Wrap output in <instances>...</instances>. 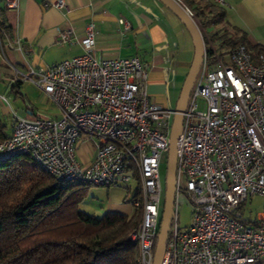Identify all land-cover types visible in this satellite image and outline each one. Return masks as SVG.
<instances>
[{
	"label": "built area",
	"instance_id": "2783aa9c",
	"mask_svg": "<svg viewBox=\"0 0 264 264\" xmlns=\"http://www.w3.org/2000/svg\"><path fill=\"white\" fill-rule=\"evenodd\" d=\"M3 1L6 8L18 7L19 0ZM53 5L64 14L70 10L64 0ZM121 23L129 30L125 19ZM96 38L93 24L80 37L72 28L60 30L57 44L76 39L85 52L44 69L31 67L19 78L35 82L57 114L16 117L0 141V161L30 156L59 181L123 188L122 202L140 210L130 233L139 264H153L162 215L161 158L168 155L175 111L150 99L146 64L137 56L100 58ZM16 45L26 50L20 40ZM84 140L96 148L87 165L78 159ZM177 157L176 202L161 264H264V50L255 53L240 43L212 57L205 51ZM182 194L192 205L185 227ZM257 196L261 210L251 218L244 208Z\"/></svg>",
	"mask_w": 264,
	"mask_h": 264
},
{
	"label": "crops",
	"instance_id": "0c3cea01",
	"mask_svg": "<svg viewBox=\"0 0 264 264\" xmlns=\"http://www.w3.org/2000/svg\"><path fill=\"white\" fill-rule=\"evenodd\" d=\"M56 1L19 0L18 7L10 9L0 0V19L11 29V35L0 41V116H56L57 110L42 89L19 78L31 67L44 69L83 54L84 48L76 39L57 44L58 32L72 28L80 37L89 24L97 31V55L102 59L137 56L148 66L150 99L175 110L194 46L186 41L185 27L170 9L159 0H64L70 9L64 14L53 5ZM225 1L223 26L229 31L228 38L245 36L253 51L264 50V0ZM121 19L128 22L129 30L124 29ZM17 40L26 46L25 51L17 47ZM224 41H214L217 53L225 48H221ZM9 129L8 135L12 124ZM95 154L92 142H80L78 159L82 164L91 163ZM111 193L113 199L106 212L130 215V207L122 202L125 190L115 187Z\"/></svg>",
	"mask_w": 264,
	"mask_h": 264
},
{
	"label": "trees",
	"instance_id": "16d2710c",
	"mask_svg": "<svg viewBox=\"0 0 264 264\" xmlns=\"http://www.w3.org/2000/svg\"><path fill=\"white\" fill-rule=\"evenodd\" d=\"M181 1L195 11L211 57L217 52L214 41L224 39L221 48L247 44L245 36L229 39L227 27L208 35L207 29L220 26L226 17L222 6L210 2L207 12L205 0ZM10 35L0 19V41ZM8 127L0 116V141L9 136ZM86 187L55 179L30 156L0 161V264H139V247L130 233L140 222V210L130 215L86 213L76 200Z\"/></svg>",
	"mask_w": 264,
	"mask_h": 264
},
{
	"label": "water",
	"instance_id": "95a60500",
	"mask_svg": "<svg viewBox=\"0 0 264 264\" xmlns=\"http://www.w3.org/2000/svg\"><path fill=\"white\" fill-rule=\"evenodd\" d=\"M168 9H170L185 26L189 34L191 35L194 56L189 69V72L183 83L181 93L175 107V116L171 129L170 144L168 151V163H167V174H166V189H165V200L164 208L161 215L160 230L155 248L154 262L153 264H161L166 246L169 239V230L174 214V206L176 202V191H177V152L179 136L181 135L184 114L187 110L192 89L196 82L198 73L201 69L204 53L206 51V45L203 35L200 31L194 18L190 17L185 11L183 5L176 0H159Z\"/></svg>",
	"mask_w": 264,
	"mask_h": 264
},
{
	"label": "rangeland",
	"instance_id": "374dc122",
	"mask_svg": "<svg viewBox=\"0 0 264 264\" xmlns=\"http://www.w3.org/2000/svg\"><path fill=\"white\" fill-rule=\"evenodd\" d=\"M210 2L213 3L214 1L205 0L202 3L203 7L207 8V12L210 11V9H212ZM192 11L195 13L193 9ZM223 27H224L223 23H221L220 26L218 27H211L210 29L208 28L207 32H214L219 29L223 31ZM184 29H185L186 41H188V43H191V45L193 46L191 35L189 34L186 28ZM204 106H205V102L203 100H199L198 102L199 110H203ZM14 121L15 119H12V117L4 119V122L7 123L9 126L8 128L11 127V124L13 126ZM167 163H168V155L164 154L161 158V165H160V171L162 174L163 186H164L161 214L163 212L164 200H165ZM132 187L136 189L137 187L136 182L132 183ZM112 199H113V196L111 193V188L109 187H90L88 186L86 188H83L80 194L76 196L79 209H81L82 211L86 213L93 214L95 216H102L106 212L107 203H109ZM262 201L263 199L257 196L254 198V201H251L248 204H246L244 208L246 211V215L251 218H255L257 213L261 210ZM124 205L129 206L131 211L133 212V208L131 207V205L125 204V203ZM191 210H192V205L189 199L186 197V195L182 194V196L180 197V208H179V212H180L179 217H180L181 227H185L190 223Z\"/></svg>",
	"mask_w": 264,
	"mask_h": 264
}]
</instances>
